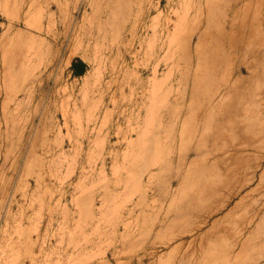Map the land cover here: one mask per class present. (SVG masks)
<instances>
[{
	"label": "rangeland",
	"instance_id": "1",
	"mask_svg": "<svg viewBox=\"0 0 264 264\" xmlns=\"http://www.w3.org/2000/svg\"><path fill=\"white\" fill-rule=\"evenodd\" d=\"M228 1L0 0V264H264V100L231 111Z\"/></svg>",
	"mask_w": 264,
	"mask_h": 264
},
{
	"label": "bare ground",
	"instance_id": "2",
	"mask_svg": "<svg viewBox=\"0 0 264 264\" xmlns=\"http://www.w3.org/2000/svg\"><path fill=\"white\" fill-rule=\"evenodd\" d=\"M236 5H237V0H229L228 1L227 9H226V20H225V23H223L222 28H221L222 30H225V32H226V41H225L226 55H227L226 56L227 57V78L225 81V86L227 87L226 88V94H227V96L231 102V104H230L231 111H235V109H236V106H235L236 99L242 98L243 100H248L249 98H252L253 103L255 104L254 109H253V116H254L255 120H258L260 118L259 113L262 111V108H261V106H263L262 100H264L263 99L264 98V90H263L264 89V44H257L259 41L264 39V0H254V1L253 0H245V2L243 3V7H242L243 9H238V10L235 9ZM240 10H242V13H241V15H238V12H240ZM174 34H176V33H174ZM255 36H256V38H255ZM250 37L253 39H250ZM253 41L256 42V46L254 49H249L248 47L251 45V43ZM30 44L32 45V43H30ZM25 48H26V46H25ZM26 54H28V53H26ZM247 58H251V60H253V62H248ZM23 59H25V58L23 57ZM4 64H2V65H4ZM26 65H25V67H26ZM8 71L9 70H7V72ZM243 72H245L247 74V77H241L240 76ZM3 76H5V75H3ZM211 100H212V97L208 98V102H207L208 104L206 107L207 109L210 107ZM243 109H245V108H243ZM234 116H236V115H234ZM234 119L235 118L233 117V120ZM255 123H257V122H255ZM180 140H181V138H180ZM178 147H180V146H178ZM196 150H197L196 148L189 149V153L195 154ZM250 169H252V168H250ZM247 174H246L245 164L242 165L236 161H235L234 166L232 168H230V170H229V177H231L230 178L231 182L235 181V183H237V180H239V179L237 178V180H236V177L238 175H239V178L242 177L244 179L242 185L240 187H238V189L243 188V186L245 184V180H246L245 177ZM227 182H229V180ZM228 201H230V199ZM222 204L224 205V203H222ZM222 207H224V206H221L220 208H222ZM214 214H216V213H214ZM208 216H210V214ZM201 224H203V222ZM203 225H205V223ZM196 228H198V227H196ZM189 234H190V232H189ZM232 234H234V233H232ZM176 238H178V237H176ZM245 244H244V246H245Z\"/></svg>",
	"mask_w": 264,
	"mask_h": 264
},
{
	"label": "crops",
	"instance_id": "3",
	"mask_svg": "<svg viewBox=\"0 0 264 264\" xmlns=\"http://www.w3.org/2000/svg\"><path fill=\"white\" fill-rule=\"evenodd\" d=\"M79 61L81 62V64L84 65V67H82V65L78 63L77 60H71V62L69 63V68H70L69 74L72 78H80L85 73V69H86L85 64L81 60ZM82 70H83V73H82ZM73 71H76L78 73L73 74L72 73ZM80 73L81 75H77Z\"/></svg>",
	"mask_w": 264,
	"mask_h": 264
},
{
	"label": "trees",
	"instance_id": "4",
	"mask_svg": "<svg viewBox=\"0 0 264 264\" xmlns=\"http://www.w3.org/2000/svg\"><path fill=\"white\" fill-rule=\"evenodd\" d=\"M77 62L81 64V62H80L79 60H77ZM81 65H82V67H84V65H83V64H81ZM72 73H73V74H75V73H78V72H76V71H73ZM82 73H83V70H82ZM77 75H81V73H80V74H77Z\"/></svg>",
	"mask_w": 264,
	"mask_h": 264
}]
</instances>
